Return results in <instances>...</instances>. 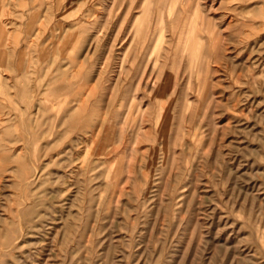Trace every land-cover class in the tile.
<instances>
[{"label":"rangeland","instance_id":"rangeland-1","mask_svg":"<svg viewBox=\"0 0 264 264\" xmlns=\"http://www.w3.org/2000/svg\"><path fill=\"white\" fill-rule=\"evenodd\" d=\"M0 264H264V0H0Z\"/></svg>","mask_w":264,"mask_h":264}]
</instances>
